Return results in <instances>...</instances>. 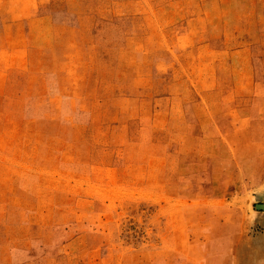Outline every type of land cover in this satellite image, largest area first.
Segmentation results:
<instances>
[{"label":"rangeland","instance_id":"obj_1","mask_svg":"<svg viewBox=\"0 0 264 264\" xmlns=\"http://www.w3.org/2000/svg\"><path fill=\"white\" fill-rule=\"evenodd\" d=\"M264 0H0V264H264Z\"/></svg>","mask_w":264,"mask_h":264},{"label":"water","instance_id":"obj_2","mask_svg":"<svg viewBox=\"0 0 264 264\" xmlns=\"http://www.w3.org/2000/svg\"><path fill=\"white\" fill-rule=\"evenodd\" d=\"M259 209H264V203H259L256 205Z\"/></svg>","mask_w":264,"mask_h":264}]
</instances>
